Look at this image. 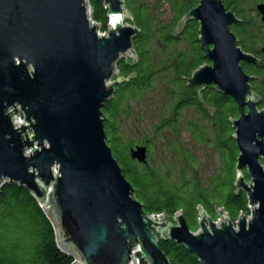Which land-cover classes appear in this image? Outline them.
<instances>
[{
	"label": "water",
	"instance_id": "1",
	"mask_svg": "<svg viewBox=\"0 0 264 264\" xmlns=\"http://www.w3.org/2000/svg\"><path fill=\"white\" fill-rule=\"evenodd\" d=\"M99 1L107 34L89 21L86 0H0V186L30 192L72 264H170L160 239L181 244L200 264H264V108L239 64L256 60L237 46L230 25L238 19L221 0H199L176 28L198 24L206 60L187 85L214 86L236 104L234 186L251 213L240 214L235 228L223 209L215 206V222L199 206L192 232L182 211L171 218L145 212L107 143L102 108L128 81L117 77L116 65L137 60L139 30L124 0ZM129 155L147 163L145 145Z\"/></svg>",
	"mask_w": 264,
	"mask_h": 264
},
{
	"label": "trees",
	"instance_id": "2",
	"mask_svg": "<svg viewBox=\"0 0 264 264\" xmlns=\"http://www.w3.org/2000/svg\"><path fill=\"white\" fill-rule=\"evenodd\" d=\"M124 2L132 16L129 23L139 30L132 41L137 60L122 59L117 63V77L128 81L115 86L112 98L102 108V118L107 143L124 177L132 184L135 196L149 215L166 213L171 218L182 211L192 232L198 229L199 206L213 219L217 217L215 206L224 208L232 221L242 213L248 215L247 195L236 193L234 186L238 150L231 120L238 117L236 104L214 86L190 87L186 81L206 60L199 47L198 24L188 20L180 32L176 28L198 0H167L173 12V19L168 22L160 19L159 8H154L149 0ZM88 3L92 19L106 31L107 10L102 2L88 0ZM252 87L261 98L259 108L263 109L264 81ZM150 93L159 94L155 97L162 95L161 119L154 131L162 128L168 133L164 149L174 151V160L184 161L193 173L191 179L172 172V165L149 163L150 148L156 137H146L138 144L147 147L146 164L130 158L129 150L136 144L124 140L120 121L128 120L133 115L131 105L145 103L143 100ZM186 130L192 140L219 153V174L211 176L206 185L194 171L196 158L182 143ZM159 247L170 264H200L195 255L174 241L160 239ZM73 261V257L58 248L54 227L30 192L11 182L1 185L0 264H72ZM140 264L146 263L140 261Z\"/></svg>",
	"mask_w": 264,
	"mask_h": 264
},
{
	"label": "rangeland",
	"instance_id": "3",
	"mask_svg": "<svg viewBox=\"0 0 264 264\" xmlns=\"http://www.w3.org/2000/svg\"><path fill=\"white\" fill-rule=\"evenodd\" d=\"M149 2L154 5V8H159L157 11L159 12L160 19L165 22L173 19L171 4L167 0H149ZM127 60L130 61L131 59ZM155 95L159 94L154 93L151 95L150 93L143 100L145 103L131 105L133 115L128 120L120 121V134L123 135L125 141L136 145L146 137H156L155 143L150 148L151 156L148 160L149 163L152 166L163 164L170 167L172 165L170 167L172 172L183 173L186 179H191L193 173H190L189 169L186 168L184 161L180 159L174 160L172 158L174 151L164 149L168 133L164 130L162 131V128L154 131V128L159 124V119H161L159 112L162 111V95L159 97H155ZM185 116H187V113H185ZM182 143L184 144V148H187L190 154L196 158L194 171L197 172L201 182L206 185L211 176L219 174V153L210 146L199 144L192 140L191 134L187 130L182 135Z\"/></svg>",
	"mask_w": 264,
	"mask_h": 264
},
{
	"label": "flooded vegetation",
	"instance_id": "4",
	"mask_svg": "<svg viewBox=\"0 0 264 264\" xmlns=\"http://www.w3.org/2000/svg\"><path fill=\"white\" fill-rule=\"evenodd\" d=\"M221 2L226 11L232 12L238 19V22L230 25V30L238 41L237 46L244 54L256 60V63L240 61L241 69L252 77L251 87L254 83L260 84L264 81V13L260 9L264 8V0H221Z\"/></svg>",
	"mask_w": 264,
	"mask_h": 264
},
{
	"label": "built area",
	"instance_id": "5",
	"mask_svg": "<svg viewBox=\"0 0 264 264\" xmlns=\"http://www.w3.org/2000/svg\"><path fill=\"white\" fill-rule=\"evenodd\" d=\"M87 3H88V0H86ZM89 4V3H88ZM88 18H89V21L90 22H93L94 20L92 19L91 17V14H92V11H91V7L90 5H88ZM95 22V21H94ZM97 23V22H96ZM108 25V24H107ZM99 31L100 33H105L107 34V30L106 31H102L101 30V26L99 27ZM125 59H131L130 57H126ZM12 121H13V125L18 128L20 127V121H23V114L22 113H18V114H15L12 118ZM18 123V124H17ZM28 132L30 133V130H28ZM55 169H57V167H55ZM219 209H223L222 207H218ZM249 210V209H248ZM215 212H216V215H217V211H216V208H215ZM224 213H227L225 210H224ZM228 214V213H227ZM243 214V213H242ZM159 215H162V214H159ZM159 215H155L156 217H158ZM245 215V214H244ZM247 216V215H246ZM251 216V213H250V210H249V214L247 217H250ZM215 222H217L218 220H220V217L217 215V217L215 219H213ZM237 219L235 221H232L233 224H234V227L236 228L235 226V223H236Z\"/></svg>",
	"mask_w": 264,
	"mask_h": 264
},
{
	"label": "bare ground",
	"instance_id": "6",
	"mask_svg": "<svg viewBox=\"0 0 264 264\" xmlns=\"http://www.w3.org/2000/svg\"><path fill=\"white\" fill-rule=\"evenodd\" d=\"M18 124V123H17Z\"/></svg>",
	"mask_w": 264,
	"mask_h": 264
}]
</instances>
